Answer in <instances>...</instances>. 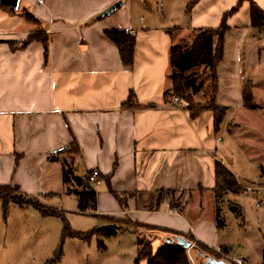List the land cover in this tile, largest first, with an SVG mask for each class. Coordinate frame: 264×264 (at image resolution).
Returning a JSON list of instances; mask_svg holds the SVG:
<instances>
[{
    "label": "crops",
    "instance_id": "crops-1",
    "mask_svg": "<svg viewBox=\"0 0 264 264\" xmlns=\"http://www.w3.org/2000/svg\"><path fill=\"white\" fill-rule=\"evenodd\" d=\"M117 1L119 8L101 15ZM238 2L20 0L14 11L0 2V185L17 186L19 193L63 210L54 199L75 196L78 204V196L62 182L63 168L82 178L86 189L87 174L97 169L95 206L80 211L100 221L95 228L115 225L116 235L136 238V249L137 233L153 227V252L167 238L176 240L169 233L176 231L216 252L260 263L264 218L254 239L259 248L254 261L242 209L225 198L245 191L258 199L264 195V158L252 147L264 130V30L253 27L250 16L251 3L264 13V0H241L225 18L229 27L215 100L225 113L217 128L212 111L191 118L186 106L165 95L171 85L169 47L194 29L218 26ZM111 29L134 32L131 65L122 64L105 35ZM30 33L46 36V55L40 40L10 48L9 41ZM202 78L193 93L197 102L210 97L209 78ZM247 81L256 109L242 105ZM129 91L137 106L122 107ZM248 128L258 135L255 142L243 137ZM71 143L77 150L65 151ZM216 161L233 174L240 192L216 190ZM166 192L170 200L164 199ZM225 201L241 220L236 235L224 231ZM30 206L9 202L5 215L0 199V264H46L53 248L50 234H19L14 223L16 213L23 215ZM21 224L28 228L25 220Z\"/></svg>",
    "mask_w": 264,
    "mask_h": 264
},
{
    "label": "trees",
    "instance_id": "trees-1",
    "mask_svg": "<svg viewBox=\"0 0 264 264\" xmlns=\"http://www.w3.org/2000/svg\"><path fill=\"white\" fill-rule=\"evenodd\" d=\"M240 1L231 10L226 11L222 16V21L215 27H202L193 30V37L189 43H174L169 47V78L171 79V85L168 90L165 91L166 98L170 99L171 96L176 95L179 98L187 101V110L191 118H196L205 110H210L213 113V120L215 128H217L222 122V118L225 113V108L216 105V94L218 86L217 67L219 62L223 59L224 54V37L225 31L228 29L225 18L235 11L240 4ZM2 4V3H1ZM250 16L252 19V26L258 30H264V13L254 3H251ZM9 11L15 9L6 7ZM28 16H31L28 14ZM169 34H172L169 31ZM107 38L112 40L120 54L121 62L124 66L131 65L134 57V48L136 44V37L134 32L130 29H111L105 30ZM41 41L44 46V54L46 55L48 40L43 34H28L25 39L17 41H9L10 48L25 47L31 41ZM201 69V71L199 70ZM202 75H208L211 78L210 81V97L205 102H197L193 99V93L198 91L201 83H198V77ZM242 91V105L256 109L259 107L253 103V92L251 91V83L249 81L243 83L241 87ZM127 100L122 103V107H134L137 106L135 102V94L129 91ZM69 152L71 150L76 151L77 147L74 143H71L70 147L64 149ZM215 178H216V190L217 191H233L240 192L236 178L231 172H229L221 163L215 162ZM62 182L67 185V192L74 193L78 196V208L79 211H87L94 208L96 202V196L93 189H86L82 182V178L73 174L71 168H63L62 170ZM72 184L82 185L81 190L70 189L68 186ZM8 189H12L17 194L11 195ZM165 200H170V193L166 192ZM0 199H3V213L7 214V207L9 202H17L20 205H28L34 207L42 216L52 215L60 217L63 222L62 238L66 236L77 237L84 241L90 240L93 235H115L116 229L113 226H102L100 228H93L88 232L72 231L66 222L64 211L57 209L51 205L42 204L34 196H27L18 192L17 186L1 184L0 185ZM171 207H177L178 203L170 204ZM236 210V208H234ZM148 232L137 233V256L134 259V264H137L139 260H146V264H190L188 261L187 247L179 245L176 240L173 243L165 242L155 250L152 251V237L150 230L153 227L147 226ZM172 236H180L187 242H193L191 236H184L179 232L169 231ZM62 244V243H61ZM197 255H200L204 259V263L207 264V258H212L216 261L220 259L218 252L208 248L206 245L199 242H195L191 247ZM57 253L54 260L59 259L61 252V245L56 251ZM264 256V251H263ZM51 260V259H50ZM50 260L46 261V264H50ZM53 261V260H51Z\"/></svg>",
    "mask_w": 264,
    "mask_h": 264
},
{
    "label": "rangeland",
    "instance_id": "rangeland-1",
    "mask_svg": "<svg viewBox=\"0 0 264 264\" xmlns=\"http://www.w3.org/2000/svg\"><path fill=\"white\" fill-rule=\"evenodd\" d=\"M192 37L193 33L191 34V36L189 35V37H184L183 43H189ZM199 70L201 71V69ZM206 76L208 79L209 76ZM198 78H202V76L200 75ZM205 78H202L204 83L206 81ZM210 81L211 78H209L208 82L209 89ZM210 94L211 92L208 93L209 96ZM243 131H245L247 134L249 133L247 136H243L247 140L251 139L253 142L257 140L258 135L256 136L253 133L252 128L243 129ZM259 132L261 133V137L255 144L253 143L252 147L257 148V150L259 149L264 158V130H261ZM247 178L252 179V177L250 176H248ZM241 182L243 186H246L248 184L247 180L245 179H242ZM261 186H264V182L261 184ZM8 190L11 192L12 196H15L17 194L16 192H13L12 189ZM259 196L260 198L258 199L256 196L252 195L251 192L245 191L239 195L235 194V196L228 195V197L225 198V200L232 201L242 209L246 220L245 229L247 231L245 234H247L246 236L250 238V255H252V259H254V261H258L259 259V248H256L254 239L257 235L256 233L258 232V229L261 226L259 225V222L264 218V195ZM256 200L262 201L263 206L257 208V205L255 204ZM54 203H57L58 205L63 204V206L65 207L63 211L66 222L68 223L72 231L76 230L81 232H88L96 226H101L100 221L96 220V218H94L93 216L89 214H83L82 212L84 211H78V204L75 196H66L65 199H61L60 197H58L57 199H54ZM226 204L227 201L222 203L221 211L226 226L224 231L226 234L236 235V233L239 232V223L241 222V220L237 218V215H235V213L233 214V211H230L228 209V206ZM27 210L28 211H25L26 213L23 215L16 213V215L14 216V223L18 228L19 234L28 232V234L32 233L34 235L42 234L45 232L50 234V240H52L53 243V248L49 253L50 256L49 258H47L48 261L50 259L53 260H50V264H134V259L137 256V252L135 249L136 238L134 236L132 237L127 233H117V235L115 234L110 236H102L98 234L91 236L89 238L90 240L88 241L70 236L62 238L63 222L60 217L58 218L52 215L42 216L41 213L32 206L28 207ZM24 220L26 223H28V228H25L21 224ZM113 227L115 229L117 228L115 225ZM60 245V257L59 259L54 260L56 256L55 253H57L56 251L59 249ZM218 254L220 255V257H222L221 252H218ZM243 260L245 264H264V256H262L260 263H255L245 258H243ZM188 261L190 264H205L204 259L200 255L196 256V253L194 251L190 252ZM137 264H146V261H144V259H141Z\"/></svg>",
    "mask_w": 264,
    "mask_h": 264
},
{
    "label": "built area",
    "instance_id": "built-area-1",
    "mask_svg": "<svg viewBox=\"0 0 264 264\" xmlns=\"http://www.w3.org/2000/svg\"><path fill=\"white\" fill-rule=\"evenodd\" d=\"M38 1L42 2L43 0H38ZM170 100H171V102L178 103L179 105H181L183 107H185L187 105L186 100H183L176 95L171 96ZM99 175H100V173L97 169H93L87 174L86 182H87V188L88 189L94 188V186L98 182L97 180L99 178ZM260 191H262V193H264V187H261ZM193 244H194V242H192V244L189 246V248H191ZM221 255H222V257H220V260L226 264H245L243 258L239 257L237 255H234V254L231 255V254H228L225 252H222Z\"/></svg>",
    "mask_w": 264,
    "mask_h": 264
},
{
    "label": "water",
    "instance_id": "water-1",
    "mask_svg": "<svg viewBox=\"0 0 264 264\" xmlns=\"http://www.w3.org/2000/svg\"><path fill=\"white\" fill-rule=\"evenodd\" d=\"M0 2L6 7H9V8L11 7L13 9H16L18 7V5H19L20 0H0ZM121 5H122V2L121 1H117L114 4L110 5V7L106 8V10H104L101 15H109L111 11L115 10V8H119ZM166 241L170 242V243H173L174 239L173 238H167ZM176 242L179 245H183V246H185L187 248H189V246L192 244L191 242L185 241L180 236L176 237ZM207 264H226V263H224L220 259H218V261H216V260H214L212 258H207Z\"/></svg>",
    "mask_w": 264,
    "mask_h": 264
}]
</instances>
